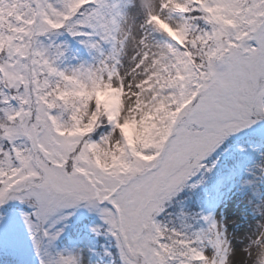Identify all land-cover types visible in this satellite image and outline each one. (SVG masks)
I'll list each match as a JSON object with an SVG mask.
<instances>
[{"label":"snow or ice","instance_id":"obj_1","mask_svg":"<svg viewBox=\"0 0 264 264\" xmlns=\"http://www.w3.org/2000/svg\"><path fill=\"white\" fill-rule=\"evenodd\" d=\"M70 228L109 264H264V0H0V252L85 264Z\"/></svg>","mask_w":264,"mask_h":264},{"label":"rangeland","instance_id":"obj_2","mask_svg":"<svg viewBox=\"0 0 264 264\" xmlns=\"http://www.w3.org/2000/svg\"><path fill=\"white\" fill-rule=\"evenodd\" d=\"M258 162V161H257ZM180 194V198L182 197ZM222 213L226 221L225 228L233 235V244L243 247L247 243L245 234L252 232L255 220L250 212L245 213L243 205L239 202V196L233 195L218 209L217 214ZM69 236L75 237V242L81 247L85 264H109L110 258L105 255V249L109 247V238L103 235H94L86 229H69ZM67 241V237H66ZM10 256L8 252H0V256ZM12 258V257H11Z\"/></svg>","mask_w":264,"mask_h":264},{"label":"trees","instance_id":"obj_3","mask_svg":"<svg viewBox=\"0 0 264 264\" xmlns=\"http://www.w3.org/2000/svg\"><path fill=\"white\" fill-rule=\"evenodd\" d=\"M182 197L185 195L184 193H182ZM12 258L10 256H0V264H11Z\"/></svg>","mask_w":264,"mask_h":264}]
</instances>
